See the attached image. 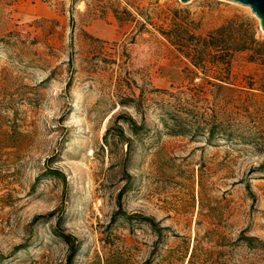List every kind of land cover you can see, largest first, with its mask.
I'll use <instances>...</instances> for the list:
<instances>
[{
	"label": "rangeland",
	"instance_id": "374dc122",
	"mask_svg": "<svg viewBox=\"0 0 264 264\" xmlns=\"http://www.w3.org/2000/svg\"><path fill=\"white\" fill-rule=\"evenodd\" d=\"M235 17L264 40L229 1L0 0V264H264V65L191 61Z\"/></svg>",
	"mask_w": 264,
	"mask_h": 264
},
{
	"label": "trees",
	"instance_id": "16d2710c",
	"mask_svg": "<svg viewBox=\"0 0 264 264\" xmlns=\"http://www.w3.org/2000/svg\"><path fill=\"white\" fill-rule=\"evenodd\" d=\"M254 28V24L248 18L241 19L239 17H235L228 20L225 25L209 33L208 38L203 39L200 42V45L194 44L193 56L191 57L193 65L197 68L204 69L203 62L206 60V56H210L211 51H215L219 58H221L222 68L226 72V76L221 77L219 75L215 77V79L222 82H224L227 78L230 61L235 53L248 52L249 60L251 62H260L264 65V40H256V32ZM185 56L190 57L188 52L185 53ZM123 118L124 117L122 115H118L114 121L116 122L117 120ZM169 121L172 122L170 127L168 125ZM128 122L131 125L134 134L137 132V129L143 128L142 125L137 126L132 119H128ZM164 126L167 132L171 135H182L189 132V130L184 127L182 119L172 112L165 113ZM212 131V128L209 129L207 141L211 140L213 136ZM107 133H110V129L107 130ZM126 145L127 147H130V142L127 141ZM262 170H264V164ZM124 190L125 189L118 193L117 202L119 204ZM146 220L153 227V221L151 219ZM55 234L63 237L64 241L69 245V255L67 257L66 264H70V260L77 252V247L74 246V238L64 235L61 232H55ZM239 239L247 243L257 242L261 244L259 239L245 236L244 231L241 232Z\"/></svg>",
	"mask_w": 264,
	"mask_h": 264
},
{
	"label": "water",
	"instance_id": "95a60500",
	"mask_svg": "<svg viewBox=\"0 0 264 264\" xmlns=\"http://www.w3.org/2000/svg\"><path fill=\"white\" fill-rule=\"evenodd\" d=\"M182 3H187L190 0H180ZM233 3L240 4L242 6L249 7L251 12L259 20V26L262 32H264V0H225Z\"/></svg>",
	"mask_w": 264,
	"mask_h": 264
},
{
	"label": "bare ground",
	"instance_id": "6f19581e",
	"mask_svg": "<svg viewBox=\"0 0 264 264\" xmlns=\"http://www.w3.org/2000/svg\"><path fill=\"white\" fill-rule=\"evenodd\" d=\"M221 1H225V0H221Z\"/></svg>",
	"mask_w": 264,
	"mask_h": 264
}]
</instances>
